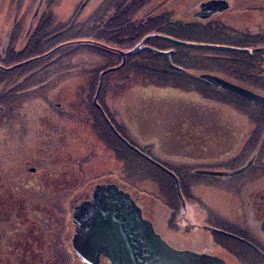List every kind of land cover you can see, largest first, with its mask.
Returning <instances> with one entry per match:
<instances>
[{
    "label": "rangeland",
    "instance_id": "1",
    "mask_svg": "<svg viewBox=\"0 0 264 264\" xmlns=\"http://www.w3.org/2000/svg\"><path fill=\"white\" fill-rule=\"evenodd\" d=\"M81 1L58 0L57 6L53 7L54 14L52 16L55 15V20L49 24L51 28L56 30L58 29V23L66 22L70 19L73 20L81 7ZM97 1L93 0L91 6L94 7L98 3ZM204 1L207 0H166L161 8L164 10L169 9L176 17L180 16L184 19H191V16H195L194 13L200 10V4ZM25 2H27V5L18 7L12 0L11 2L10 0H0V54L4 53V48L9 49L15 45L16 49H20L26 44V39L23 36L27 32L30 15L36 8V5H33L29 13L28 4L29 2L36 3L38 0H25ZM228 2L230 3L229 8L209 18H212L213 21L217 20L215 22L224 24L232 30L242 32H248L246 29L249 31L253 30V32L256 29L257 32L264 30V26H262L264 25V10H254V8L244 9V4H239L238 0H228ZM246 5L251 6V4ZM49 7V5H43L39 16H44L45 11L49 12ZM57 18L58 20L62 19V22H56ZM260 24L262 27L259 26ZM13 34L14 36H12ZM187 38L194 39L192 42L197 43H209L206 41H212L211 43L216 45L246 47L244 46V42L236 38L232 40L226 36L202 35L200 37ZM52 44H54V41ZM191 50L192 52H197L194 54L199 58L202 57L205 59V56L210 55L208 54L209 51L204 48L194 47ZM252 50L251 48L249 52H252ZM88 55L82 54L79 59L75 60L81 66L78 73L62 71L58 74V84H50V89L45 95L46 101H43V97L40 99H32L22 105H25L24 108H21L22 106L20 108H14L21 112L26 111V115L24 113L21 116L15 117L13 123L12 121L14 119H12L11 127L0 128V167L5 169L2 172L4 174L3 177L7 176V174H10V176L14 174L15 177L19 176V172H17L18 165L14 172L11 173L9 168L11 167L10 161H16V164L18 161H22V164L29 162L28 164L30 165L34 159L33 155L35 154L37 156L42 153L41 147L46 146V157L47 163L50 164L49 166L51 167V164L58 162V166L62 168L58 171V178L52 177L53 182H58L60 186H58V191L69 190L68 187L73 186V183L69 179H73L76 176L79 177L80 175L88 174L84 176L83 180V184L87 182V185L92 179H96L102 174L109 175L106 172L113 174L111 178L117 181L126 178V175H122V172L127 173L126 163L124 164L120 159L122 157L119 155V158L116 154L119 151L118 154H123L124 156L126 152L123 147L109 137L113 141V145H111L105 135L107 142L105 141V144H102L104 141L101 138L99 139L97 133L98 131H103V133H99H106L108 135L109 130L102 127H99L98 130L95 129L94 123L101 121L98 114L90 108L82 110L81 112L79 111L87 101H90L92 98L95 99L94 96L97 94L101 74L105 71L104 59L96 57L95 55L90 58ZM24 57H26L25 60L33 58V62L29 64H39L40 62L36 55H33V57L26 55ZM262 68L261 73L264 74V63ZM116 69H106L108 71L102 74L103 79L97 96V102L98 99L100 101L102 98L108 99L109 104H107V109L110 110L112 117H120V119H117L125 124L126 129H123V132L128 136V140L126 139L128 142H126L129 145L136 143L144 149L152 148L160 160H165V157L162 156V152L157 151L159 148H164L167 144L170 146L172 144L182 145L185 139L186 130L184 131L182 127V116L184 108L187 110V107L184 105L186 103L176 104L168 102L173 96H188L190 97L189 99L195 101V103H191L192 106L196 108L202 106L201 110L204 111H210L216 108L223 116L225 115L229 122L232 121L235 124L236 128L224 126V129L217 136L215 134L210 135L208 132L204 133L202 137L207 140L202 146L199 145L198 141L192 142V145L201 147L203 153H198L197 155H203L205 158L202 161L203 163H196V161L191 160L186 164L178 162L179 164L172 165V168L181 176V180L178 176L180 187L186 202H189V208L187 207L186 213L179 209V212L171 215V211L166 204V200L170 198L171 194L167 193L164 195L161 188H167L166 183L168 182L165 179H156L157 181H153L154 179L140 175L130 179L134 183V186L128 184L126 181L131 186L132 193L136 192L139 197V203L145 209L147 218L152 221L156 230L168 243L181 249H197L198 252L206 249L213 253V255H216V247L213 242H201L203 235L208 232L197 228L204 221L202 215L199 214L200 208L198 206H200L201 202L206 207L212 204L215 208H220V211L223 210L228 215H230L228 212H234L236 205L228 204V201H231L234 196L230 188V182L233 181V176L197 174L194 172V169L201 167L208 170H235V167L239 163L249 161L255 155V162L252 168L244 172L243 175L253 173L262 175L264 173V133L260 135L255 143L252 140L255 139V132L258 126L251 124V118H246V115H248L247 112H239L231 106L202 100L197 92H184L179 89L158 86L149 81V78H145L142 75L119 77V74L110 72ZM214 74L241 85V83L237 82L240 79H233V77L228 75L222 76L220 74ZM95 81H97V84ZM242 86L250 88L244 84ZM57 88L58 106L55 104V101H52L57 96L54 93V90H57ZM254 91L264 95L263 92L257 89ZM122 96H125L123 102ZM156 104L160 107L159 109L164 104H167L172 122L170 117H165L161 114V111L159 114L156 113L159 110L155 108ZM57 109L58 128H55V123H51L48 119H43V123H41L45 128L43 131L42 128L38 129V118L41 116L46 117L52 114L48 111H57ZM224 122H226V119ZM113 130L120 135L117 130ZM248 131L249 133L245 135L244 133ZM41 132L43 136L39 139V133ZM262 132H264L263 129ZM35 137H38L37 141L33 140ZM155 145L156 147H154ZM12 147L13 150H11ZM249 148L252 150L244 155ZM174 151H177V154H182L179 150ZM143 168H145L144 165ZM148 169L154 172V169ZM128 170L130 171L129 168ZM28 173L31 174L30 172ZM189 173L192 175H188ZM27 176L29 175L27 174ZM132 177H134V174ZM46 179L49 180V177ZM48 180L43 182L42 188L40 189L38 188V184L34 186L33 183L16 182L18 186L16 190L18 188L20 190L21 188L26 191L27 189L24 186L27 185L28 190L39 189L44 191L46 184L48 186L50 182ZM56 189L53 183L47 187V190L50 191ZM176 202L174 201L175 204H177ZM179 205H181L180 200ZM226 209L228 212L224 211ZM190 217L192 219L190 222H187V218ZM215 222L220 224L218 220ZM220 227L232 232L235 231L225 225H221ZM217 236L222 240L230 238L222 234H217ZM219 243L225 245L234 244L235 242ZM0 264L8 263L4 261Z\"/></svg>",
    "mask_w": 264,
    "mask_h": 264
},
{
    "label": "flooded vegetation",
    "instance_id": "2",
    "mask_svg": "<svg viewBox=\"0 0 264 264\" xmlns=\"http://www.w3.org/2000/svg\"><path fill=\"white\" fill-rule=\"evenodd\" d=\"M84 1L85 0L81 1V5ZM100 1L101 0H98L97 2L99 3ZM12 2L18 7L27 5L25 0H12ZM73 2H80V0H73ZM92 2L93 0H89L85 4L79 16L88 4L91 6ZM56 4H58V0H38L36 3L29 2V13L31 12L33 5H36V8L30 15L28 29L23 36V38L26 39L25 45L27 48L40 49L46 44H50L52 39L58 35V29L53 30L49 25L55 20V15H52L54 14L53 7L57 6ZM43 5H49L50 11H45L44 16H39ZM193 17L199 18L197 16ZM59 21H62V19L58 20L57 18L56 22ZM12 36H14V34ZM13 47L15 48V45L11 46L9 49L4 48V53L0 55H5L6 51L13 49ZM54 48V51H56L58 49V44L53 46L52 49ZM30 62H17L9 65L0 62V91H2L3 88L31 86L29 88L30 93L21 94L19 96L11 95L19 92V88H17L9 92L6 97L0 99V101L5 100L13 104L11 109L7 110H4V108L0 106V128L4 129L11 127L12 119L21 116V114L26 112L14 109L22 106L21 104L18 105L17 102H23L25 104L26 101L40 99L42 97L43 101H46L45 95L50 89V84H58V54L39 64H29ZM113 67L115 66H111L107 69ZM54 93L57 96L51 100L55 101V104L58 106V88L57 90H54ZM122 98L123 102L125 96H122ZM189 98L190 97L183 95L180 97L173 96V98L168 101L176 104L186 103L184 105L188 108L187 110L184 108L182 116V127L184 131L186 130L184 143L182 145L172 144V147L167 144L166 147L159 148L157 151L162 152V156L165 157V160H160L159 156L156 155V152H153L152 148H145L151 152L148 155L152 157L154 161L174 172L175 170L172 168V165L179 163L186 164L191 160L196 161V163H203L202 161L205 160L203 155H197L198 153H203L201 147L192 145V142L198 141L199 145L202 146L207 140L202 137L204 133L208 132L210 135L215 134V136H217L219 132L224 129V126L236 128L235 124L232 121L229 122L225 115L223 116L218 110H216L215 116H208L207 114L209 111L206 112L201 110L202 106L200 108L190 109L192 106L191 103H195V101H192ZM50 101H48V103H50ZM102 102L106 105L109 104L107 98H102ZM24 106L21 108H24ZM160 111L165 117H170V110L167 104H164L161 109L156 111V113L159 114ZM48 112L52 114L38 118V129L42 128V131L45 128L42 126L43 119H48L51 123H55V128H58V109L57 111ZM24 115H26V113ZM106 115L108 119L103 113V117L107 123L111 126L112 130H117L120 135L113 130L114 133L128 144L125 141L127 136L123 132V129H126L124 122H120L118 120L120 117L118 116L112 117L110 110L106 111ZM246 116L247 119L251 118L249 115ZM225 119L226 122H224ZM170 120L172 122V117H170ZM14 121L15 119L12 123ZM207 121L212 122L213 125L207 126ZM256 130H258V128ZM248 133L249 131L244 134L247 135ZM39 135L40 139L43 136V133L41 132ZM37 139L38 137L33 138L35 141H37ZM105 140L106 138L103 140L104 142L102 144H105ZM131 144L133 146L128 145L142 154L143 151L140 150L139 144ZM154 147H156V145ZM46 149V146H42V153L37 156L34 154V159L32 160L33 163L31 162L30 165L28 164L29 162L22 164V161H18L16 164V161H10L9 163L11 167L9 168L11 173L14 172L17 165L19 166L17 168L19 176L17 177H15L14 174H11V176L10 174H7V176L3 177L4 174L2 172L5 169L0 167V263L7 261L8 264H88L78 253H76L73 243L77 230L80 227L81 222L84 220V213H80L79 207L93 201L94 193L98 185L114 183L124 191H128L131 194L133 192L131 186L126 183V178L120 179L121 181L114 180L111 178V175L113 176V174L110 172H106L109 173V175L102 174L98 178L92 179L88 185L87 182L83 184L84 176H87L88 174L80 175L79 177L76 176L73 179H69V181L73 183L72 187H68L69 190L58 191V182L54 183L52 177L58 178V171L62 168L58 166V162L51 164V167L49 166L50 164L47 163ZM11 150H13V147ZM174 150H179L182 154H177V151ZM142 155L145 156L144 154ZM120 159L125 164L124 159ZM254 162L245 171L237 175H232L233 181L230 182V188L234 196L231 201H228V204L236 205V210H233L234 212L230 213L227 209L224 210L230 214L228 215L227 213H224L223 210L220 211V208H215L212 204H210V206L207 205L206 207L201 202L200 206H198V208H200L199 214L202 215L204 221L203 224H199L197 228H201L208 232L207 234H202L203 240L201 242H213L216 247V255L214 256L220 257L227 264H264V173L262 175H256L254 173L243 175L244 172L252 168ZM247 163L248 161L239 163L235 168L239 169ZM199 170L206 169L198 167L194 169V172L197 174H203L199 173ZM27 174L29 176H27ZM122 175L124 176L126 173L122 172ZM188 175L192 174L189 173ZM48 177L49 180L46 179ZM46 180L50 181L48 186H51L53 183V186L57 189L51 191L47 190L48 186L46 184L44 191L39 190L42 188V184ZM16 182L33 183L34 186H36L35 184H38L39 189L31 191L28 190V186L25 185L24 187L28 192L21 188L20 190L19 188L16 190L18 187ZM170 194V204L167 205L168 209L171 211V215H173L175 212H179V209L183 210V208L178 193L177 195L181 202L179 208H177V204L173 203L174 196L172 193ZM186 203L189 208V202ZM191 219L192 217L187 218V222H190ZM217 220L220 224L215 222ZM221 225L230 227L235 231L232 232L228 229H223L220 227ZM215 228L221 231H217ZM217 234H222L230 238L222 240ZM219 242L235 243L223 245ZM188 250L198 252L197 249ZM199 253L213 255V253L206 249L200 250ZM93 264H111V261L105 254H101L97 262H93Z\"/></svg>",
    "mask_w": 264,
    "mask_h": 264
},
{
    "label": "trees",
    "instance_id": "3",
    "mask_svg": "<svg viewBox=\"0 0 264 264\" xmlns=\"http://www.w3.org/2000/svg\"><path fill=\"white\" fill-rule=\"evenodd\" d=\"M165 1L166 0H101L94 7L88 5L74 24H71L72 19L58 23V35L52 39L54 44L50 42V44H46L40 49H30L27 48L26 45L20 49H15L13 47V49L7 50L8 52L6 51L5 55H0V62L6 65L22 62L26 58L24 56L33 57V55H36L37 57L46 54L53 50V46L58 44V49L56 51L42 58H37L38 61L45 62L52 56L58 54V74L62 71L78 73L81 66L76 63L75 60L79 59L82 54H89L88 56L90 58L95 55L96 57L104 59L105 69L111 66H118L123 61V56L119 50L127 51L132 49L146 35L152 33L169 35L186 41H194V39H189L187 37H200L202 35L226 36L232 40L236 38L245 43L244 46L246 47L240 48H252V52L198 47L209 51L208 54L210 55L205 56V59H203L194 54L197 52H192L191 48L194 47L177 45L161 37H151L147 40V45L158 49H174V53L171 55L172 61L175 65L184 70L170 66L168 59L161 54L148 49H141L133 54L127 55L124 65L110 72L119 74V77L142 75L145 78H149V81L158 86L179 89L184 92H197L202 100L204 99L221 105L231 106L239 112H247L251 117V124L258 126V130L255 132V139L252 140L256 143L260 135L264 133L262 132V129L264 130V106L215 86L203 79L201 74L204 72H214L222 76L228 75L233 77V79H240L237 82L241 83V85H247L254 90L257 89L264 93V74L261 73L264 63V30H262V32H257L256 29V31L253 32V30L249 31L246 29L248 32H242L239 30H232L224 24L215 22L217 20L213 21L212 18L199 19L191 16V19H184L180 16L176 17L169 9L164 10L161 8ZM238 3L244 4V9L254 8V10H264V0H238ZM246 4H251V6H247ZM259 26L262 27L264 25L261 26L260 24ZM248 27L252 28L250 26ZM206 42L211 43L212 41ZM95 83L97 84V81H95ZM30 87L31 86L3 88V90L0 91V99L6 97L9 92L17 88H19V92L11 95L19 96L21 94L30 93ZM98 102L102 109L94 104L92 98L90 101H87L84 106L82 105L79 111L81 112L87 108L95 111L101 119L100 122L94 123L95 129L98 130L99 127H102L109 130L108 135L106 133L102 134L103 131H98V137L104 140L106 136L111 145H113L112 140H115L118 145L123 147L126 152L125 155L118 154L119 151H117L116 154L118 157L120 155L126 163L127 183L134 186V183L130 179L140 175L154 179L153 181H157L156 179H165L168 182L166 183L167 188L161 187L164 195L172 193L174 201H177V205L180 206L173 176L152 161L150 162L147 157L131 148L119 138L103 117V111L106 113L108 110L107 105L104 104L102 100L100 101V99H98ZM17 103L18 105L24 104L23 102ZM12 105L13 104L5 100L0 101V106H2L4 110L11 109ZM155 108H159L158 104H156ZM192 108L196 107L191 106L190 109ZM215 113L216 108L210 110L207 115L215 116ZM206 124L207 126L213 125L210 121H207ZM109 137H111L112 140H110ZM251 146H253V144H251ZM139 148L144 153H151L142 147ZM116 149H118V147H116ZM251 150L250 148L247 149L244 155ZM143 165L145 168H143ZM147 167L154 169V172ZM175 173L179 178L181 177L176 171ZM133 174L134 177H132ZM132 196L140 205L139 197L136 192L132 193ZM166 204H170L169 199L166 200ZM140 206L143 209L144 215L147 217L142 204Z\"/></svg>",
    "mask_w": 264,
    "mask_h": 264
},
{
    "label": "water",
    "instance_id": "4",
    "mask_svg": "<svg viewBox=\"0 0 264 264\" xmlns=\"http://www.w3.org/2000/svg\"><path fill=\"white\" fill-rule=\"evenodd\" d=\"M88 1L85 0L81 5L71 24L75 23L82 8ZM229 6L230 3L228 0H207L200 4V10L194 15L201 19H207L215 13L226 10ZM151 37H161L174 44L188 47L251 51L249 48L184 41L169 35L152 33L146 35L132 49L127 51L119 50L123 56V61L119 66L110 69L123 66L127 55L133 54L141 49H149L155 53L162 54L167 57L170 66L183 69L175 65L172 61L171 55L174 49L161 50L146 45V41ZM52 51L42 56H46ZM32 59H28L22 63H26ZM108 70H105L103 73ZM102 74L94 99L95 105L99 107L97 96L103 79ZM201 76L215 86L264 106V95L261 93L215 74L203 73ZM125 141L127 140L125 139ZM142 154L174 177L177 193L182 202L183 212L186 213L187 203L176 173L154 161L149 155L143 152ZM254 159L255 155L252 156L246 165L236 170L206 169L199 170V173L224 176L237 175L245 171L254 162ZM79 210L80 213H84V220L77 230L73 243L76 253L88 264L97 262L101 254H105L110 259L111 264H227L218 256L202 254L188 249H178L170 245L157 232L152 221L144 216L142 208L137 204L131 193L120 189L114 183L98 185L94 193L93 201L79 207ZM215 230L221 231L216 228Z\"/></svg>",
    "mask_w": 264,
    "mask_h": 264
}]
</instances>
